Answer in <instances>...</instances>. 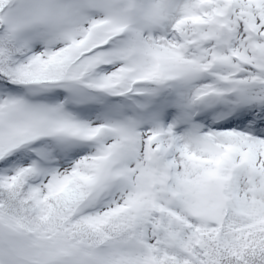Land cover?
<instances>
[{
    "label": "snow or ice",
    "instance_id": "snow-or-ice-1",
    "mask_svg": "<svg viewBox=\"0 0 264 264\" xmlns=\"http://www.w3.org/2000/svg\"><path fill=\"white\" fill-rule=\"evenodd\" d=\"M0 264H264V0H0Z\"/></svg>",
    "mask_w": 264,
    "mask_h": 264
}]
</instances>
